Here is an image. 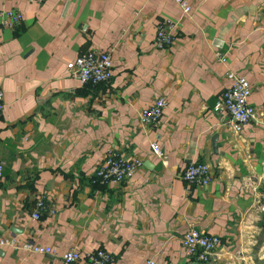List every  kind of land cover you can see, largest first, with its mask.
<instances>
[{
    "label": "crops",
    "instance_id": "crops-1",
    "mask_svg": "<svg viewBox=\"0 0 264 264\" xmlns=\"http://www.w3.org/2000/svg\"><path fill=\"white\" fill-rule=\"evenodd\" d=\"M189 2L185 15L174 0H0V240L105 249L115 264H264V0ZM10 10L23 16L15 26L3 23ZM166 18L179 22L175 41L157 49ZM92 50L112 54L107 83L68 70ZM230 70L248 79L257 110L239 133L218 106ZM159 97L168 102L159 125L143 124ZM109 150L143 166L103 185L95 171ZM191 162L209 164V185L182 178ZM39 197L54 214L33 218ZM191 227L221 238L217 260L187 253ZM0 264L61 261L0 244Z\"/></svg>",
    "mask_w": 264,
    "mask_h": 264
},
{
    "label": "built area",
    "instance_id": "built-area-1",
    "mask_svg": "<svg viewBox=\"0 0 264 264\" xmlns=\"http://www.w3.org/2000/svg\"><path fill=\"white\" fill-rule=\"evenodd\" d=\"M43 3L45 0H33ZM182 9L185 15L192 12L189 0H174ZM23 19L20 12L6 11L3 23L7 26H15ZM179 22L175 19L166 18L158 23L156 30L155 46L157 49L170 47L175 41V33ZM219 61L226 63L227 56L221 51L216 53ZM68 70L72 76L79 79L83 84L98 85L107 83L113 77L112 54L106 51L92 50L76 60L68 63ZM227 77L232 80L221 94L219 107L224 108L229 116V126L233 131L239 133L244 126L257 118L256 108L250 104L249 98L252 87L248 79L234 71H228ZM167 99L159 97L153 103L142 109L139 115L140 121L153 127H157L167 107ZM5 108L4 93L0 90V118ZM152 152L161 158L165 163L168 155L162 150L158 142L151 143ZM143 166V159L138 156H125L109 150L105 158L98 164L95 171V180L103 185L119 186ZM4 166L0 164V180L3 176ZM182 178L189 184L207 186L211 183L213 176L208 163L191 162L186 166L181 174ZM43 211L51 214L55 210L48 204L44 197H39L36 202V211L33 213L34 219H39ZM221 238L218 235L210 234L195 227H191L182 237L183 247L190 256L200 262L215 261L218 257V248L221 245ZM0 244H7L15 247H22L29 252L51 255L58 258L61 264H115L114 257L105 249H97L88 253H81L72 248L60 253L56 249L28 241L22 245L18 244L15 238L1 239ZM146 264H176L174 262H160L155 259H148Z\"/></svg>",
    "mask_w": 264,
    "mask_h": 264
},
{
    "label": "trees",
    "instance_id": "trees-1",
    "mask_svg": "<svg viewBox=\"0 0 264 264\" xmlns=\"http://www.w3.org/2000/svg\"><path fill=\"white\" fill-rule=\"evenodd\" d=\"M195 258V257H194ZM196 259V258H195Z\"/></svg>",
    "mask_w": 264,
    "mask_h": 264
}]
</instances>
